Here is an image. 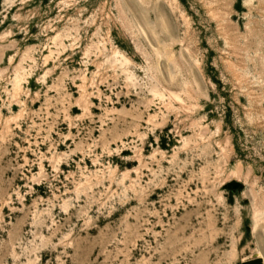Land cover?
<instances>
[{"label":"rangeland","instance_id":"obj_1","mask_svg":"<svg viewBox=\"0 0 264 264\" xmlns=\"http://www.w3.org/2000/svg\"><path fill=\"white\" fill-rule=\"evenodd\" d=\"M254 259L264 0H0V264Z\"/></svg>","mask_w":264,"mask_h":264},{"label":"water","instance_id":"obj_2","mask_svg":"<svg viewBox=\"0 0 264 264\" xmlns=\"http://www.w3.org/2000/svg\"><path fill=\"white\" fill-rule=\"evenodd\" d=\"M237 187H238V184L236 183H230L227 185V188L229 189H235ZM245 264H261V259H254V260L246 262Z\"/></svg>","mask_w":264,"mask_h":264},{"label":"bare ground","instance_id":"obj_3","mask_svg":"<svg viewBox=\"0 0 264 264\" xmlns=\"http://www.w3.org/2000/svg\"><path fill=\"white\" fill-rule=\"evenodd\" d=\"M18 83H19V79L15 78V84L18 85Z\"/></svg>","mask_w":264,"mask_h":264}]
</instances>
